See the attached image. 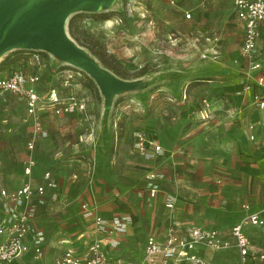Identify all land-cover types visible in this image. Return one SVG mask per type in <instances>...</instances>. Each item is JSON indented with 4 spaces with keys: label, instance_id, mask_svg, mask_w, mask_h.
<instances>
[{
    "label": "rangeland",
    "instance_id": "1",
    "mask_svg": "<svg viewBox=\"0 0 264 264\" xmlns=\"http://www.w3.org/2000/svg\"><path fill=\"white\" fill-rule=\"evenodd\" d=\"M19 1L0 0V7ZM177 2L181 3L180 0ZM187 11L191 12L190 17L185 16ZM98 12H106L109 17L98 19L94 16ZM79 13L82 14L80 26L105 48L106 55L114 57L117 69L127 76L124 78L106 68L121 83L115 91L102 92L87 71H80L82 68L56 53L35 49L44 56L43 64L38 66L28 63L27 54L12 66L6 63L17 53H28L30 49L14 48L0 54V77L9 75L14 69L34 71L39 75L40 94L45 95L52 88L64 93L70 90L84 102V106L75 112L86 111L95 117L101 115L96 122L99 139L93 127L78 137L81 142L88 139V143H93L100 157L97 162L84 160V168L72 166L70 181L75 180L80 185L77 183L80 175L90 174L94 176L92 191L97 189L104 197L125 198L126 208L123 210L130 216L137 213L141 217L146 235L150 228V232L160 233L164 239L171 221L175 222L170 225L180 226L178 234L186 240L191 239L188 230L191 226L215 231L220 241L218 248L211 247L207 237L203 236L189 251L203 262L264 264L259 256L264 254V224L256 228L245 227L249 252L244 257L231 236L232 225L244 215L264 211V155L260 156L261 159L254 157L250 163H242L241 156L248 154H241L228 144L235 133L232 121L237 113V98L231 97L225 87L240 83V68L244 63L239 51L240 30L230 26L227 41L224 25L220 31L221 25L216 21L218 16L224 14L228 18L230 14H220L210 6L194 16L191 10L169 0H112L109 5L96 10L70 12L64 20L68 35V21ZM81 47L104 67L100 59ZM69 68H79L81 76L75 80L76 85L67 88L63 87L62 79ZM142 70V75L134 77ZM194 103L204 106L196 109ZM203 109L205 112H201ZM25 114L24 101L17 95L7 94L5 101L0 99V186L17 187L30 182L43 170H34L33 167L30 175L22 171L24 160L29 156L36 162V139L47 136L46 133L36 137L34 147L29 149L27 141L33 138L31 133L23 146L21 131L26 125L31 127L30 121L22 120ZM138 130L144 131L163 149H178V154L183 146L194 147L190 159L205 163L198 165L195 173L200 174H195L193 179L213 175L215 180L211 184L201 182L198 188L197 182L195 187L173 182L174 178L159 170L164 161L156 159L163 156L165 150L158 156L146 155L134 148V135ZM83 153V147L77 151V154ZM96 155L94 152L92 157L96 159ZM180 156L173 162H166L176 168L178 176L183 165ZM104 158L110 163H104ZM48 171L54 178L50 169H45L42 175ZM150 174H155V196L147 193ZM164 192L167 193L161 199ZM175 195L184 205L188 202L192 209L200 208L201 211L188 217L174 216L168 211L174 205L168 208L165 201L167 197L175 201ZM90 204L82 200L80 206L83 216L92 219L95 208ZM138 211L142 212L139 214ZM162 226L164 230L160 232ZM180 264L192 263L183 260Z\"/></svg>",
    "mask_w": 264,
    "mask_h": 264
},
{
    "label": "crops",
    "instance_id": "2",
    "mask_svg": "<svg viewBox=\"0 0 264 264\" xmlns=\"http://www.w3.org/2000/svg\"><path fill=\"white\" fill-rule=\"evenodd\" d=\"M169 1H175L179 6L191 10L194 16L210 6L216 8L220 14H230L231 17L228 18L222 14L218 16L216 21L221 25L220 31H222V25H224L225 39L227 41L230 39L228 35L231 29L230 26H236L241 32L239 46L241 45L243 29L234 11L233 0H180L181 3L177 2L179 0ZM187 12L191 16V12ZM232 29L234 28L232 27ZM257 53L258 58L264 65V30L261 31V36L258 40ZM23 54L28 55L27 52H23ZM79 70L82 71L83 69ZM240 70V83L230 86H243L246 82H249L252 84V90L231 96L237 98L235 102L237 113L232 121V128L235 133H232L233 138L229 140L228 144L240 150L241 154L246 152L248 156L243 154L241 162L250 163L254 157L261 159L260 156L264 155V108H258L252 99L254 91L264 95V85L260 86L256 83L258 75L247 68L245 60ZM240 89L234 91H239ZM39 116L47 136L45 138H38L35 141L34 153L36 162L34 170L42 168L43 172L45 169H50L54 173L55 179L53 177L52 179L56 181V186L54 188L46 186L42 194L34 193L27 202L35 206V214L30 220L29 231L25 238L29 252L18 257L10 264H55L56 259L68 249H71L73 254L78 257H85L86 247L94 242H99L101 249L110 258L120 256L133 263L139 262L143 255L146 237L148 235H155L158 239H162L160 233L156 234L155 231L150 232L149 228L146 235V229L141 217L139 218L137 213L130 216L128 212L126 213L123 210L126 208L125 198L104 197V195L98 194L97 189L92 191L94 176H90V174L88 176L80 175V180H77V183L80 182V185H77L75 180L70 181L69 179L71 168H84L86 166L84 160H94L97 162V158L100 157L99 153L94 149L93 143H88V139L81 142L78 140V137H82L89 128L93 127L95 130L94 134L98 138V124L96 122L97 119H101V115L95 117L94 114L86 111L54 114L52 111L43 110ZM201 118L204 117L201 115ZM30 136L31 127L26 125L21 131L23 146H25V142ZM96 138L94 136V139ZM82 147L84 148L83 155L77 154V151L82 150ZM193 148L192 146H183V148L179 149L180 154H178V149L164 148L165 153L161 156L162 158H156L164 161L163 168L159 170L164 171L167 177L174 178L172 181L175 183L178 181L184 185L195 187V183L197 182V188L201 182L202 184H211L215 180L213 175L207 178L197 177L193 179L195 174H200V172L195 173L198 170V165L205 163V161L198 162L190 159ZM94 152L98 154L96 155V159L92 157ZM55 153H58V156ZM176 154L181 155L179 158L183 164L179 176L176 175V168L166 163L167 160L168 162H173L175 157H178ZM103 161L107 163L108 159L104 158ZM109 163L110 161H108ZM42 172L35 174V177L30 179L33 185L45 184L46 180L43 178ZM71 176L74 175L71 174ZM1 187L8 189L15 188H10L8 185H1ZM77 187H79L78 190ZM165 193L167 192L161 194V199L162 195H166ZM82 200L88 201V203H91V206H94L95 216L103 219L104 229L99 230L96 227L94 218L90 219L83 216L80 206ZM0 211L1 218L4 212L1 208ZM168 211L177 217L179 215L188 217L191 214H198L201 210L200 208L192 209V206H188V202L184 205L182 199L176 196L174 207ZM138 212L140 214L142 211ZM259 214L264 218V211ZM122 216H130L126 222L125 230L110 231L108 228L112 221ZM172 222L174 223L175 221H171L170 224ZM157 228L155 229L157 230ZM163 228V226L160 227V232L164 230ZM37 231H42L44 239L41 245V254L38 257H33V237Z\"/></svg>",
    "mask_w": 264,
    "mask_h": 264
},
{
    "label": "built area",
    "instance_id": "3",
    "mask_svg": "<svg viewBox=\"0 0 264 264\" xmlns=\"http://www.w3.org/2000/svg\"><path fill=\"white\" fill-rule=\"evenodd\" d=\"M234 11L239 19L243 29V39L240 45V54L245 60L247 68L256 73V83L264 85V65L258 58V40L261 31L264 30V0H233ZM190 17V13H185ZM27 61L33 65L43 64L42 53L39 50L30 49ZM255 74V75H256ZM81 76V72L75 68L65 70L63 87L69 88L76 85L75 80ZM39 75L34 71L25 72L20 69H14L7 76L0 77V99L6 100L7 94H15L23 99L26 114L23 121H30L33 138L27 141V148L34 147V140L38 136L46 135V131L41 126L40 112L49 110L55 114L72 113L84 106L75 93L70 90L64 93L63 90L55 88L47 90L44 95L38 91ZM252 90V84L246 82L239 91H230L229 95L246 93ZM252 99L258 108H264V95L254 91ZM205 112V109L203 111ZM204 117V116H202ZM134 148L140 153L157 154L163 153L161 144L151 140L142 130H138L134 135ZM58 156V153H55ZM35 166L33 157L24 160L22 171L25 175H30L32 168ZM46 180L45 184L33 185L30 182H24L22 185L8 189L0 188V208L4 214L0 218V264H10L18 257L29 252V247L25 238L29 231V223L34 216V205L27 203L31 196L42 194L46 186L54 188L56 186L50 172L43 175ZM155 174L148 175L147 193L155 196L156 185L153 182ZM174 200L167 197L165 206L173 207ZM127 216H122L114 220L109 226L110 231H124ZM96 227L101 230L105 228L103 219L99 216L94 217ZM264 224V218L257 212H249L231 227V236L234 239L241 256L248 254L249 238L246 234L245 227L261 226ZM191 239L186 240L179 236L178 225H169L166 229L164 239H158L155 235H148L145 240L143 255L139 262L133 263L117 256L110 258L100 247L99 242L89 244L85 249V257H78L73 254L71 249L66 250L60 255L55 264H180L183 260H188L192 264H208L203 262L189 251L199 238L206 236L207 242L211 247H219V239L213 230H202L197 226L188 228ZM42 231L34 233L33 237V257L41 254V245L43 242ZM260 259L264 263V254H260Z\"/></svg>",
    "mask_w": 264,
    "mask_h": 264
},
{
    "label": "water",
    "instance_id": "4",
    "mask_svg": "<svg viewBox=\"0 0 264 264\" xmlns=\"http://www.w3.org/2000/svg\"><path fill=\"white\" fill-rule=\"evenodd\" d=\"M112 0H20L0 7V54L14 48L41 49L60 55L87 71L102 92L116 90L120 81L100 66L64 29L75 10H96Z\"/></svg>",
    "mask_w": 264,
    "mask_h": 264
},
{
    "label": "trees",
    "instance_id": "5",
    "mask_svg": "<svg viewBox=\"0 0 264 264\" xmlns=\"http://www.w3.org/2000/svg\"><path fill=\"white\" fill-rule=\"evenodd\" d=\"M95 17L98 19H106L108 18V13L106 12H98L94 13ZM82 17V14L79 13L75 17H71L70 20L68 21V33L69 35L81 46H84L87 48L93 55H95L100 61L103 63L104 67L111 70L112 72L127 78L124 72H121L119 69L116 67V61L112 55H106L105 54V48L101 45H99V42L91 37L89 33L86 31V29L79 24V20ZM25 54L23 53H17L15 56L12 58L8 59L6 62L8 65L12 66L20 61V59H23ZM144 73V70L140 71L137 75L134 77L140 76ZM90 80V79H89ZM93 81L90 80V84ZM94 85V84H93ZM242 85H234V86H227L225 87V90L228 92L234 91L237 89H240ZM204 104L202 103H194V107L196 109H202Z\"/></svg>",
    "mask_w": 264,
    "mask_h": 264
}]
</instances>
